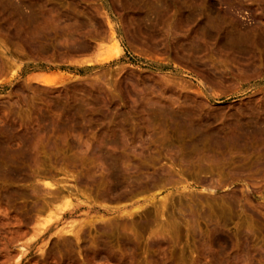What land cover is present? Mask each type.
<instances>
[{
    "label": "rangeland",
    "instance_id": "obj_1",
    "mask_svg": "<svg viewBox=\"0 0 264 264\" xmlns=\"http://www.w3.org/2000/svg\"><path fill=\"white\" fill-rule=\"evenodd\" d=\"M153 1L0 0V264H264V0Z\"/></svg>",
    "mask_w": 264,
    "mask_h": 264
},
{
    "label": "bare ground",
    "instance_id": "obj_2",
    "mask_svg": "<svg viewBox=\"0 0 264 264\" xmlns=\"http://www.w3.org/2000/svg\"><path fill=\"white\" fill-rule=\"evenodd\" d=\"M149 1V0H148ZM150 1H152V0H150ZM201 1V0H200ZM153 2H158L159 3V1L157 0V1H153ZM8 3V2H7ZM149 3H152V2H149ZM157 4V3H156ZM160 4H161V1H160ZM151 5H153V4H151ZM151 5H150V7H151ZM162 5V4H161ZM164 5H165V3H164ZM181 5V4H180ZM193 5V7H194V4H192ZM197 5V4H196ZM157 6H158V4H157ZM199 6V5H198ZM149 7V6H148ZM164 7V6H163ZM195 8H198L197 6H195L194 7V9ZM10 9V8H9ZM8 10V9H7ZM13 10H15V9H13ZM216 10H218L217 9V7L215 6V5H212V7H211V11H216ZM10 11V10H9ZM161 11H162V9H161ZM163 11H164V9H163ZM200 11V10H199ZM13 12V11H12ZM157 12V11H156ZM168 12H169V10H168ZM210 12V11H209ZM16 13V12H15ZM158 13V12H157ZM156 13V14H157ZM160 13V12H159ZM167 13V12H166ZM165 13V14H166ZM186 13V12H185ZM161 14V13H160ZM181 14H184V13H181ZM192 15H193V13H191ZM195 14H197V13H195ZM211 14H212V12H211ZM210 14V15H211ZM223 14V13H222ZM145 15V14H144ZM185 15V14H184ZM189 15V14H188ZM187 15V16H188ZM199 15V16H198ZM16 16V15H15ZM159 16V15H158ZM161 16H162V14H161ZM164 16H166V15H164ZM179 16V15H178ZM186 16V15H185ZM186 16V18H188ZM189 16H191V15H189ZM205 16H207V15H205ZM209 16V15H208ZM212 16V15H211ZM228 16V15H227ZM151 17H152V15H151ZM150 17V18H151ZM184 17V16H183ZM193 17V16H192ZM194 17H200V20H201V31L203 32V36L205 35V36H236V37H238L237 39H238V41H236V42H238L239 43V39H240V49L241 50H238V51H240V52H238V54L241 56L240 58H246V56H244L243 54H245V51H246V49L245 48H247L249 45H247V42L249 41H247V40H241L242 39V37L244 36V37H246V39H248L247 38V36L248 37H250V36H257V34H255L254 35V33H253V31H252V33L250 34V32H249V35H248V33H243L242 31H240V30H237V31H232L230 28H231V26L229 27V26H227L228 24H225L222 20H220V19H218V15H217V18H213V19H207V17H206V19L204 18V16L201 14V12L200 13H198L197 14V16L195 15ZM194 17H193V19H194ZM222 17H225V16H222ZM222 17H220L221 19H222ZM211 18V17H210ZM230 18V17H229ZM138 19H140V18H138ZM162 19H164V17L162 18ZM162 19H160V20H162ZM169 19H170V17H169ZM178 19V18H177ZM189 19V18H188ZM192 18H191V20L190 21H192L193 20ZM225 19V18H224ZM153 20V19H152ZM183 20H185V19H183ZM196 20V19H195ZM143 21V20H142ZM189 21V22H190ZM234 21V20H233ZM237 21V20H236ZM140 22V21H139ZM146 22V21H145ZM161 22V21H160ZM184 22H186V20L184 21ZM187 22H188V20H187ZM194 22V21H193ZM149 23V22H148ZM179 23V22H178ZM181 23V22H180ZM175 24H176V22H175ZM174 24V26L176 27V25ZM182 24V23H181ZM232 24V23H231ZM235 24V23H234ZM146 25V24H145ZM162 25H163V23H162ZM180 25V24H179ZM166 26V25H165ZM235 26V25H234ZM164 27V26H163ZM177 27H179L178 26V24H177ZM184 27V26H183ZM182 27V28H183ZM186 28H187V26H185ZM199 27V26H198ZM237 27V26H236ZM236 27H233V28H236ZM25 28V27H24ZM196 28V27H195ZM232 28V29H233ZM186 30V29H185ZM244 30V29H243ZM255 30V29H254ZM196 31V30H195ZM200 31V30H199ZM257 31V30H256ZM263 31V30H262ZM183 32V31H182ZM245 32V31H244ZM255 32V31H254ZM180 33V32H179ZM187 33V32H186ZM195 34H196V32H194ZM198 33V32H197ZM181 34V33H180ZM188 34V33H187ZM199 34V33H198ZM29 35V34H28ZM33 35H34V33H33ZM173 35V34H172ZM200 35V34H199ZM201 35V36H202ZM21 36V35H20ZM168 36V35H167ZM175 36H177V35H175ZM198 36V35H197ZM204 36V37H205ZM33 37V36H32ZM173 37V36H172ZM257 37H259V36H257ZM69 38V37H68ZM170 38V37H169ZM177 38V37H176ZM231 38V37H230ZM30 39V38H29ZM64 39H67V38H64ZM81 39V38H80ZM166 39H167V37H166ZM175 39V38H174ZM174 39H172V40H174ZM244 39V38H243ZM261 39V38H260ZM70 40V39H69ZM168 40H170V39H168ZM171 40V41H172ZM226 40V38L224 39V41ZM256 41H257V39H255ZM255 40H250V42H252L253 43V41H255ZM262 40V39H261ZM65 41H67V40H65ZM224 41H222V43L224 42ZM227 41V40H226ZM79 42V41H78ZM83 42V41H82ZM227 43V42H226ZM225 43V44H226ZM249 43V42H248ZM262 43V41L260 42V44ZM71 45H73V43H70ZM186 44V43H185ZM232 43H231V41L229 42V45H231ZM251 44V43H250ZM255 44H256V42H255ZM263 44V43H262ZM261 44V45H262ZM188 45V44H187ZM193 45H194V43H193ZM67 46V45H66ZM234 46V45H233ZM247 46V47H246ZM73 47V46H72ZM196 47V46H195ZM227 46H225V48H226ZM250 47V46H249ZM252 47V46H251ZM236 48V47H235ZM181 49H183V48H181ZM233 49V48H232ZM245 49V51H243ZM73 50V49H72ZM75 50V49H74ZM183 50H185V49H183ZM196 50V49H195ZM235 50V49H234ZM237 51V50H236ZM248 51V50H247ZM183 53H184V51H182ZM246 53H248V52H246ZM195 54V53H194ZM193 54V55H194ZM243 56H242V55ZM246 55V54H245ZM248 55V54H247ZM250 55H251V53H250ZM249 56V55H248ZM257 56H259V55H257ZM262 56V55H261ZM192 57V56H191ZM252 57H254L253 55L251 56V58ZM247 59V58H246ZM258 59V58H257ZM253 59H251V61H252ZM263 60V59H262ZM253 64V63H252ZM251 64V65H252ZM78 65V64H77ZM247 65H249V64H247ZM250 65V66H251ZM254 65V64H253ZM252 65V66H253ZM245 67H246V65H244ZM263 66V65H262ZM244 67V68H245ZM249 67V66H248ZM208 70H211L212 71V69H209L208 68ZM211 73V72H210ZM212 74V73H211ZM210 74V75H211ZM38 82H40L41 84H43V85H46L47 84V82H45L44 81V79L43 80H41V81H38ZM64 110V109H63ZM73 113H74V111H73ZM163 115L165 114V112L164 113H162ZM168 114H170L171 115V113H168ZM181 114V113H180ZM74 115V114H73ZM174 115H176V114H174ZM187 115H189V114H187ZM195 116V114L194 113H192V115L190 114V116L192 117V116ZM173 116V115H172ZM179 115H177L176 117H178ZM200 116V115H199ZM240 116V115H239ZM175 117V118H176ZM191 117H187V116H182V117H180V120H179V122L180 123H178V125H180V126H178V129H179V127L180 128H185V131H184V135H185V138H188V137H186V136H188V135H186V129H188L189 131H188V133H189V139H191L190 137H192L193 136V138L195 139H191L192 141L194 140L195 142V145H196V143L197 142H199V140H200V142H201V144H202V146L204 145V140L207 142V141H209L210 139L212 140H210V142L212 143V142H214L215 143V145H216V148H218V146H219V148H220V144L222 145V143H224L225 145L224 146H222V147H226V145L228 146V144H229V141L228 142H226L227 140H234L237 144L239 143H243V144H245L244 142L245 141H248V140H250V141H252L253 142V140L256 138H258V140H259V138L261 137V139H264V124H262V123H258V122H253V121H251V120H244L243 119V121H241L240 120V123L239 122H237V124L236 125H232V122H231V126L229 127H227L226 125H225V127H226V129H223V130H221V131H218V132H211V133H205V131H203V125H202V123L199 125V124H197V122H198V120L196 121V119H195V122H196V124L194 123V121L192 122V121H190L192 118ZM198 117V116H197ZM246 117V116H245ZM165 118H166V116H165ZM173 118V117H172ZM167 119V118H166ZM171 119V116H170V118H169V120ZM200 119V118H199ZM202 119V118H201ZM240 119V118H239ZM172 120V119H171ZM170 120V122L172 123V121ZM231 121V120H230ZM232 121H233V119H232ZM45 122H47V121H45ZM174 122V121H173ZM203 122V121H202ZM207 122V121H206ZM205 122V123H206ZM214 122V121H213ZM234 122H235V119H234ZM263 122V121H262ZM57 123H58V121H57ZM56 123V124H57ZM175 123V122H174ZM199 123V122H198ZM264 123V122H263ZM55 124V125H56ZM175 124H177V123H175ZM207 124V123H206ZM208 124H210V123H208ZM207 124V125H208ZM233 124H235V123H233ZM46 125H48L47 123H46ZM49 125H52V124H49ZM54 125V124H53ZM58 125V124H57ZM207 125H204V127L206 126L207 127ZM211 125V124H210ZM212 125H213V123H212ZM228 125H229V123H228ZM60 126L61 125H59L58 127H57V129L59 128L60 129ZM176 126V127H177ZM55 127V126H54ZM51 128V127H50ZM53 128V127H52ZM51 128V129H52ZM61 128L62 129H60V130H62V131H60V132H63L64 131V127H62L61 126ZM182 128V129H183ZM55 129V128H54ZM59 129H58V131H59ZM206 129V128H205ZM9 131L11 130V129H8ZM184 130V129H183ZM216 130H218V129H216ZM57 131V130H56ZM180 132H181V129L179 130ZM209 130H207V132H208ZM215 131V130H214ZM183 133L181 132V135H182ZM192 134H194V135H192ZM195 136V137H194ZM205 136H206V138H205ZM2 137V136H1ZM22 137V136H21ZM20 137V138H21ZM24 137V136H23ZM31 137V136H30ZM207 137H209V139H207ZM3 138V137H2ZM18 138V137H17ZM32 138V137H31ZM202 138H205L204 140L202 139ZM253 138V139H252ZM14 139V138H13ZM16 139V138H15ZM252 139V140H251ZM1 140V139H0ZM8 140V139H7ZM10 140V139H9ZM21 140V139H20ZM25 140H27L28 141V139H24V141ZM202 140V141H201ZM257 140V141H258ZM22 141V140H21ZM197 141V142H196ZM249 141V142H250ZM260 141V140H259ZM200 142L199 143H197V145L198 146H201L200 145ZM203 142V143H202ZM226 142V143H225ZM261 142V141H260ZM26 143H28V142H24V144H26ZM30 143V142H29ZM28 143V144H29ZM193 142H192V144H194ZM211 143L209 144V142H208V145L209 146H211ZM214 143H212V144H214ZM228 143V144H227ZM230 143H231V141H230ZM23 143H22V146L24 145ZM28 144H27V146L26 147H28ZM192 144H190V142H189V147H192ZM207 144V143H206ZM205 144V145H206ZM217 144H219V145H217ZM191 145V146H190ZM195 145H193V146H195ZM204 145V146H205ZM208 145H206V146H208ZM215 145H212V147H214ZM230 145V144H229ZM231 145H232V143H231ZM6 146H7V143H6ZM5 146V147H6ZM10 146V145H9ZM21 146V147H22ZM201 146V147H202ZM4 147V146H3ZM231 147V146H230ZM8 148V147H7ZM17 148V147H16ZM19 148V147H18ZM24 148H25V145H24ZM192 148H194V147H192ZM197 148V147H196ZM228 148V147H227ZM5 149V148H4ZM13 149V148H12ZM210 149H211V147H210ZM213 149V148H212ZM222 150H223V148H221ZM8 150V149H7ZM7 150H5L4 152H6ZM15 150V149H14ZM17 150V152L19 151L18 149H16ZM218 150H220V149H218ZM240 150V149H239ZM13 151V150H12ZM216 151V150H215ZM221 151V150H220ZM3 152V151H2ZM16 152V151H15ZM1 153V152H0ZM10 153V152H9ZM7 154V153H6ZM15 154V153H14ZM19 154V153H18ZM17 154V155H18ZM3 155H5L4 153L2 154V157H3ZM10 155H11V153H10ZM1 156V155H0ZM11 159V158H10ZM12 160H15V159H13L12 158ZM18 160V159H17ZM2 161V160H1ZM20 161H21V159H20ZM110 161H112V160H110ZM16 162V161H15ZM112 163H114V162H112ZM18 164V163H17ZM2 165H3V163H2ZM6 165H8L7 163H6ZM116 165V164H115ZM110 166V165H109ZM5 167V166H4ZM7 168H8V170H10L9 169V166H7ZM6 168V169H7ZM10 168H11V166H10ZM109 168H112V167H109ZM6 169H5V171H6ZM11 169H13V166H12V168ZM116 169V168H115ZM7 170V171H8ZM9 172V171H8ZM112 172H114L113 171V168H112ZM111 172V173H112ZM112 176H114V174H112L110 177H112ZM115 177V176H114ZM114 177H112L113 179H114ZM118 177H120V176H118ZM116 179V178H115ZM114 184V183H113ZM118 185V184H117ZM122 185V184H121ZM48 187H52V185H47ZM119 187V186H118ZM122 187V186H121ZM120 187V188H121ZM55 189H57V188H55ZM54 190V189H53ZM49 192H50V194L51 193H53V192H51L50 190H49ZM55 192H57V190L55 191ZM55 192H54V194H55ZM60 191H58L57 193H59ZM141 192V191H140ZM50 194H48V195H50ZM60 194V193H59ZM62 194V193H61ZM137 194V193H136ZM57 195V194H56ZM55 195V196H56ZM63 197V196H62ZM62 197H61V199H62ZM65 197V196H64ZM124 198V197H123ZM54 199V198H53ZM56 199V198H55ZM60 200V199H59ZM64 200V199H63ZM51 201H53L52 199H51ZM57 200H55L54 202H56ZM51 203V202H50ZM49 203V204H50ZM50 206H51V204H50ZM46 207V206H45ZM43 209V208H42ZM103 221V220H102Z\"/></svg>",
    "mask_w": 264,
    "mask_h": 264
}]
</instances>
